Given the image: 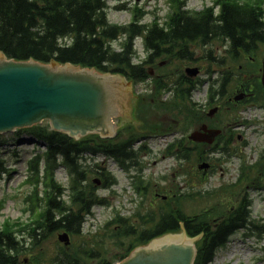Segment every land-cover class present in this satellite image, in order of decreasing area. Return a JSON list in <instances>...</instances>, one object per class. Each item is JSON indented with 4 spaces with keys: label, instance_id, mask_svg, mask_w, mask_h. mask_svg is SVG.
Wrapping results in <instances>:
<instances>
[{
    "label": "trees",
    "instance_id": "obj_1",
    "mask_svg": "<svg viewBox=\"0 0 264 264\" xmlns=\"http://www.w3.org/2000/svg\"><path fill=\"white\" fill-rule=\"evenodd\" d=\"M108 1L0 0V52L15 61L34 60L44 64L54 61L62 65L70 63L93 68L101 73L120 74L137 85L148 80L146 65H151L142 60L134 62L137 38H141L145 54L150 58L172 55L169 50L174 47L176 59L188 61L192 60V51H188L186 44L203 46L211 40L225 39L231 43L229 55L232 56L236 47L246 48L255 42H264V11L258 0H215L211 7L199 12L186 8L188 0H168L171 13L163 24L158 23V17L149 24H142L145 13L135 9L131 22L125 26L109 22ZM118 8L123 9L124 6ZM115 42H119V50L114 48ZM185 77L181 74V79L175 83L156 84V93L170 92L173 88L176 95L190 101L202 81L188 83L183 79ZM228 80L226 74L222 75V88ZM215 82L209 86L211 102L217 93ZM183 111H175L176 117ZM24 133L45 146L43 153L28 162V178L36 182L28 198V202L33 203L30 217L34 218L27 222L0 223V264H115L136 247L162 235L179 232L180 223H183L189 237L203 234L197 243L194 264H210L215 252L240 230L250 231L259 240L264 238V219L262 223L251 219L252 202L246 195L242 202L215 219L206 214H186L178 200L190 199L199 192L180 193V197L175 199L176 204L171 207L175 209L167 211L161 206L158 212L153 210L139 215L140 223L117 214L105 224L102 233L92 237L90 243L84 239L77 246L71 243L65 247L56 240V235L66 232L72 241L83 239L84 224L92 209L109 205L105 198L98 196V188L110 189L117 184L116 178L103 164L92 165L90 162L103 157L112 159L126 173L135 170L143 149L142 146L138 149L134 146L141 136L134 132L127 135L124 129L115 140H103L93 135L75 141L50 130L47 124L19 131L17 135ZM4 142L0 138V147ZM197 147L183 138L168 145L167 152L179 161L192 164L191 157L195 156ZM222 149L225 155L230 156L227 144ZM59 168L69 176L66 188L55 179ZM242 170L238 181L240 187L253 180L247 167ZM3 174H8V168L0 155V177ZM94 176L101 181L100 187L93 183ZM254 179L257 185L261 183L264 186V176ZM229 188L233 190V185ZM39 190L43 192L41 195ZM136 191L145 196L149 186H137ZM106 241L123 249V254L107 258ZM48 245L54 252L49 253Z\"/></svg>",
    "mask_w": 264,
    "mask_h": 264
},
{
    "label": "rangeland",
    "instance_id": "obj_2",
    "mask_svg": "<svg viewBox=\"0 0 264 264\" xmlns=\"http://www.w3.org/2000/svg\"><path fill=\"white\" fill-rule=\"evenodd\" d=\"M214 1L188 0L186 8L189 11L198 12L211 7ZM258 1L264 11V0ZM107 5L109 22L118 26L128 25L135 9H141L145 13L142 20L144 24L151 23L155 17L164 21L171 13L168 0H110ZM121 6L124 8L117 9ZM113 46L119 50V42H115ZM135 48L138 53L135 62H138L143 59L141 39L135 41ZM190 50L192 51L191 61L177 60L173 66L171 64V67L167 69L165 67L162 70L156 67L150 68L152 77L166 74L171 79H175L186 68H198L199 74L195 78L200 79L203 85L193 93L190 101L183 100L180 94L176 95V92L151 93L152 85L144 83L133 87V93L137 98L132 99L134 103H131V108L133 106L134 114L138 112V115L130 114L129 118L121 117L117 121L126 123L132 120V123L126 124L127 127H132L127 135L134 132L143 137L138 138L141 142L135 145V149L142 146L143 151L146 152L145 154L140 153L138 160L140 170L136 171L144 184L149 183V191L143 196L142 193L138 194L134 190V180L131 178L135 175L134 170L125 173L116 163L105 160L103 157L95 158L90 163L105 165L108 171L116 177L117 185L110 190H97L98 196L105 198L109 205L92 209L91 216L86 218L84 224V238L73 239V241L71 239L74 245L81 244L84 239L90 243L93 240L92 237L102 233L105 224L117 214L131 217L134 223H140L139 215L142 216L153 210L158 212L161 206L168 211L174 207L175 199L180 197L178 195L189 193L200 192L190 199L182 198L180 202L178 200L180 205L178 203L177 205L190 216L206 214L214 219L227 213L240 201L242 202L243 195L247 193L248 199L252 202L251 219L262 223L264 192L255 191L251 185L255 182L254 178H259L264 172V97L261 95L255 105H244L236 110L225 111L220 116L215 115L210 118L207 116L209 108L205 106L208 80L219 81L222 74L228 72L230 73L228 87L243 81L244 75L247 76L246 80H256L260 72L254 69L251 73H246L244 67L240 70L238 67L240 63L225 52L226 48L220 41ZM263 56L264 47L253 54L257 60ZM144 94L148 96L143 97ZM212 106L215 104L213 103ZM179 109H184V111L176 117L177 112L175 111ZM200 124L216 125L222 130L223 138L217 148L227 144V149L231 152L230 156L225 155L223 149L207 153L205 152L207 147L201 146L194 152L195 156L193 154L191 157V162L194 163L184 164L185 169L178 170V162L171 157H166L164 151L168 144L187 136L194 127ZM170 129L174 131L166 135L160 132ZM1 137L6 143L0 148V155L10 172L0 177V223L7 221L12 224L18 220L27 222L34 218L30 217L29 210L33 207L31 206L33 203H29L28 198L33 193L36 184L34 179L28 178L30 176L28 162L45 149L42 144L36 146L31 144L34 138L29 134H22L18 139L15 133L1 135ZM200 161L212 166L206 174L198 169ZM243 167H247L248 174L253 180L240 187L238 181ZM55 179L62 186H68L69 177L64 169L57 170ZM230 185H233V190L229 188ZM42 193V191L39 192L40 195ZM263 249L264 238L259 240L250 231L240 230L230 236L223 248L215 252L210 264H264ZM48 250L49 253L54 252L51 245H48ZM106 253L107 258H112L114 255L123 254V249L120 250L117 245L106 241Z\"/></svg>",
    "mask_w": 264,
    "mask_h": 264
},
{
    "label": "water",
    "instance_id": "obj_3",
    "mask_svg": "<svg viewBox=\"0 0 264 264\" xmlns=\"http://www.w3.org/2000/svg\"><path fill=\"white\" fill-rule=\"evenodd\" d=\"M198 72L197 68L185 70L191 78ZM261 83L264 87V59ZM130 92V85L119 75L102 74L70 63L14 61L0 52V134L48 121L53 131L76 140L92 134L112 138L115 135L112 120L119 109L122 118L130 117ZM215 112L212 109L208 115ZM219 135L221 130L202 125L191 133L189 140L212 144ZM208 166L204 163L199 168ZM181 228L179 234H168L137 247L119 264H193L195 243L201 235L190 238L183 225ZM58 240L65 245L70 243L67 233L59 234Z\"/></svg>",
    "mask_w": 264,
    "mask_h": 264
},
{
    "label": "flooded vegetation",
    "instance_id": "obj_4",
    "mask_svg": "<svg viewBox=\"0 0 264 264\" xmlns=\"http://www.w3.org/2000/svg\"><path fill=\"white\" fill-rule=\"evenodd\" d=\"M214 41H220L221 43H223L226 48L225 52L229 55V52L231 51L230 49L231 43L225 39L224 40L223 39L211 40L210 42L203 45V47L212 44V42ZM174 46H176V44ZM185 46L188 49V51H190L191 48L193 49L195 47H200L202 45L201 44H186ZM263 47H264V42H255L252 45H248L246 48L236 47L235 50H233L232 56L230 57H232L233 60H237V62L240 63L238 66L240 70H242V68L244 67V70L246 73H251L252 71H254V69H258V71L260 72V76L256 80H246L247 76L244 75L243 81L237 84L236 83L231 84L228 87L224 86V88L221 87L222 86L221 82L218 84L216 96L213 97L212 100H214L215 103L224 104V106L221 107V111L223 110L224 113L225 111L227 112L231 110H236L237 108H240L244 105H255V102L258 101L261 95L264 97L263 89L260 86V77L262 74V62H263L264 56L260 58L259 60L253 57V54L257 53ZM169 51H171L172 55L163 54L162 56H160L163 52L161 51L160 54L158 55L160 57L155 58V59H153L152 57L150 58L149 57L150 55L148 56L145 55L141 62L146 61L151 64V65H146L147 69H150L151 67L152 68L156 67L160 70L164 69L165 67L167 69L173 66L177 62L176 49L173 47ZM151 73L152 71H150V77H152ZM180 79H181V76L175 77V79H171L170 76L166 74H161L158 76H153L150 79V82L152 83L154 87L158 83H165L166 81H172L171 83H175L177 82V80H180ZM183 79L188 83H192V79L190 78L185 77ZM229 80H230V77H229ZM212 94H215V92L212 91ZM239 94H243L242 99L235 101V97ZM120 119L121 118H119V120ZM121 123H125V121H122Z\"/></svg>",
    "mask_w": 264,
    "mask_h": 264
}]
</instances>
